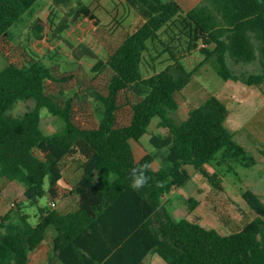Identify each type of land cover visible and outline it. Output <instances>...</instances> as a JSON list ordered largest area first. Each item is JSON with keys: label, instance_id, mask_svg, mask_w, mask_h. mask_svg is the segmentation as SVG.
<instances>
[{"label": "trees", "instance_id": "1", "mask_svg": "<svg viewBox=\"0 0 264 264\" xmlns=\"http://www.w3.org/2000/svg\"><path fill=\"white\" fill-rule=\"evenodd\" d=\"M37 1L0 0V53L7 61L0 72V176L24 184L31 206L44 197L50 203L75 197L78 206L68 212L40 207L36 222L22 208L8 212L0 222V264H30L50 230L49 264H145L150 254L166 264H264V202L254 191L243 199L255 217L228 234L176 220L162 201L188 182V166L223 190L208 164H256L235 140L227 125L232 111L217 95L185 119L173 114L180 108L177 95L205 65L225 81L263 88L264 0H203L189 11L175 0H131L144 17L134 32L103 24L84 0H56L79 6L75 26H64L83 31L73 38L78 62L72 69L61 63L68 37L53 18L34 24L28 43L12 41L11 28ZM85 56L94 64L79 63ZM230 59H258L261 70L237 76ZM28 100L32 109L11 113ZM44 110L63 122L59 131L42 130ZM155 118L166 134L151 138L155 154L137 160L132 141L139 142ZM69 163L79 176L65 185ZM146 163L148 183L134 190L132 171ZM189 203L191 210L199 204Z\"/></svg>", "mask_w": 264, "mask_h": 264}, {"label": "rangeland", "instance_id": "2", "mask_svg": "<svg viewBox=\"0 0 264 264\" xmlns=\"http://www.w3.org/2000/svg\"><path fill=\"white\" fill-rule=\"evenodd\" d=\"M84 7H89L101 18L103 24L119 32L121 26L130 32H134L144 21L139 9L131 0H84ZM79 6L74 3L69 6L58 4L56 0H38L22 20L15 24L10 32L12 41L15 44L28 43V36L31 35V28L40 20L53 18L59 26L61 34L65 39V54L61 63L65 69L75 67V52L78 51V43L73 38L79 39L83 34L82 29L73 32L71 28L64 26L73 22L76 18V10ZM87 22L82 23L86 28ZM65 29V30H63ZM87 65L94 64L95 59L85 56L79 63ZM230 68L237 76L242 77L250 73H258L261 70L260 61L257 59L251 63H235L229 60ZM7 66V61L0 53V72ZM210 95H217L224 100L232 111L227 122L230 129L235 131V140L246 148L249 156L256 159V164L245 166L240 162L219 165L214 161L207 165L211 173L218 172L222 178L223 190L216 188L208 179L198 173L193 166H188L190 179L181 188H175L163 197V205L167 208L176 220L186 218L199 221L207 228H215L222 234H228L239 229L244 223L255 217L254 212L248 207L243 199L247 190H252L260 196L264 202V86L262 89L249 87L241 81L223 80L211 65L203 66L189 84L177 95L180 105L179 110L173 114L178 119H185L192 108L198 107ZM96 106H100L95 102ZM35 106L33 100L20 101L12 110L13 115H22ZM63 127L57 117L50 115L45 110L41 114V128L46 134H53ZM166 130L160 127V119L155 118L139 142L132 141L134 153L137 160L146 154H155L156 149L151 143L154 135H165ZM220 156V155H219ZM76 165L69 163L65 167L64 184H73L79 176ZM153 168L158 170L160 163L156 161ZM46 189L49 187L48 180ZM25 185L20 182H12L0 176V222L1 219L11 210L18 211L22 208L31 216V221L36 222L38 209L50 206L47 197L40 199L38 206H31L25 197ZM190 198L196 199L199 204L194 210L190 209ZM53 208V207H51ZM77 208L74 197L57 203L53 209L73 211ZM53 230L49 231L48 239L42 250H46V244L52 241ZM160 258L158 255H155ZM161 259V258H160ZM150 264H158L153 258ZM161 262L162 259H161ZM33 264V257H32Z\"/></svg>", "mask_w": 264, "mask_h": 264}, {"label": "crops", "instance_id": "3", "mask_svg": "<svg viewBox=\"0 0 264 264\" xmlns=\"http://www.w3.org/2000/svg\"><path fill=\"white\" fill-rule=\"evenodd\" d=\"M175 1L180 3L186 11H189V10L194 9L203 0H175ZM74 199H75V202L77 204V202H78L77 198L74 197ZM65 212H67V211H65ZM54 237H55V233L52 236V241L49 242V244H46L47 245L46 246L47 247L46 250H42L43 245L46 243L45 242L42 246H40L38 249L33 251L32 255H31L30 264H32V257H33V264H49V256L54 253V251H53V240H54ZM155 255H157V254L148 255L144 259V263L145 264H150L149 261H150L151 258H153L154 261H156L158 264H166L163 260H162L163 262H161V259L157 258ZM55 264H63V263L61 261H57Z\"/></svg>", "mask_w": 264, "mask_h": 264}, {"label": "clouds", "instance_id": "4", "mask_svg": "<svg viewBox=\"0 0 264 264\" xmlns=\"http://www.w3.org/2000/svg\"><path fill=\"white\" fill-rule=\"evenodd\" d=\"M149 168L150 165L146 163L138 168L133 169L132 171L133 182L131 184V187L134 190H138L148 183L149 177H147L145 173Z\"/></svg>", "mask_w": 264, "mask_h": 264}, {"label": "built area", "instance_id": "5", "mask_svg": "<svg viewBox=\"0 0 264 264\" xmlns=\"http://www.w3.org/2000/svg\"><path fill=\"white\" fill-rule=\"evenodd\" d=\"M50 205L54 208V207H56L57 203L51 202Z\"/></svg>", "mask_w": 264, "mask_h": 264}]
</instances>
